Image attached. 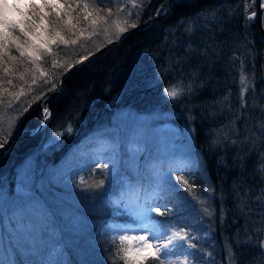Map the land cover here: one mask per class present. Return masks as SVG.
<instances>
[{"label":"trees","instance_id":"16d2710c","mask_svg":"<svg viewBox=\"0 0 264 264\" xmlns=\"http://www.w3.org/2000/svg\"><path fill=\"white\" fill-rule=\"evenodd\" d=\"M142 1L137 11L123 18L125 25L119 35L110 39L151 17L149 23L129 31L125 38L111 42L95 55H88L63 76L61 85L60 75L70 65L110 40L91 42L101 33L102 22L115 12L118 14L119 6L101 4L99 0H61L66 6L79 5L72 14L75 28L61 31L69 43L51 45L52 53L42 55L35 65L25 56L23 64L5 65L10 73L0 67V120L23 104L4 147L8 141L17 140L0 152V186L16 180L20 163L30 155L36 165L33 175L39 179L72 145L80 146L83 139L99 133L100 123H112L118 107L138 111L171 109L179 122L188 119L193 125L194 146L204 158L213 195L224 200L216 207L225 206L226 219L222 223L218 220L215 230L219 234L226 232L238 264H264V253L254 250L263 238L252 230L264 221V36L258 17L246 13L247 0H171L168 11L153 18L161 5L166 7L167 0ZM84 4L88 5L86 9ZM89 12L92 16L84 20ZM93 19L96 24L91 23ZM12 50L19 57V52ZM242 74L247 77L244 83ZM9 79L12 85L7 83ZM170 86L178 95L183 93L179 100L166 95L165 89ZM14 94H19V100ZM245 102L246 107H242ZM40 120L43 126L36 130ZM112 149L118 151L115 164L105 167L103 175L95 171L86 181H106L103 189L86 194L88 202L83 211L91 216L93 228L74 244L64 246L65 264H125L129 242L121 240V236L111 237L104 225L100 230L104 221L121 217L117 212L121 205L116 203V187L124 183L119 176L130 172L125 167V152L116 144ZM143 152L146 155L148 150ZM178 162L160 164L169 165L172 170H188ZM129 181L140 183L147 203L150 195L152 201H161L162 214L152 213L156 221L180 230L174 212L163 207L166 203L169 209L181 203L184 207L185 200H174L180 191L157 185L143 174L131 175ZM257 196L259 200H254ZM249 208L252 211L245 215ZM187 219L191 217L185 216L181 223L194 224ZM237 245L248 246L249 251ZM240 259L245 263H240ZM15 264L37 261L17 259Z\"/></svg>","mask_w":264,"mask_h":264},{"label":"rangeland","instance_id":"374dc122","mask_svg":"<svg viewBox=\"0 0 264 264\" xmlns=\"http://www.w3.org/2000/svg\"><path fill=\"white\" fill-rule=\"evenodd\" d=\"M248 1L250 0H247V7ZM252 1L254 2V0ZM113 3L121 10L118 14L115 12L114 15H110L106 21L102 22L101 33L95 35L91 40L94 44L118 36L121 28L125 25L123 18L129 16L131 12L137 11L143 1L117 0ZM166 7L168 11V6L166 5ZM253 13L259 21L256 10L248 15L251 16ZM261 16L264 26L263 10ZM13 35L19 36L21 41L26 39L18 30L13 32ZM72 36L76 37L75 34ZM99 37L102 39L98 40ZM49 46L51 47V45ZM11 54L13 55V50H11ZM174 89L173 86H170L168 91H175ZM21 106L15 108L11 113H7L0 120V142L5 143L10 136L9 134L21 115L18 111ZM112 119V123L103 121L100 125L97 124L99 125L98 130H101L99 133H94L83 139L80 146L72 145L62 158H59L55 164L53 163L48 172L40 174L39 179L33 175L36 165L34 156L30 155L20 163V168L16 172V180L11 185L0 186V264H15L17 259H22L26 263H29V260H36L37 264H65L64 246L74 244L93 228V222L89 220L92 219L91 216L83 210L88 202L86 194L100 188L101 181L98 178L92 182L86 181L95 171L98 172V165L100 170H103L105 165L115 164L118 159V151L112 149L114 144L125 152L127 160L125 167L130 172L119 176V179L124 183L116 187L118 194L116 203L121 205L117 212L121 217L104 221L102 226H99L100 230L108 226L107 234L111 237H129L130 239L127 240L130 245L129 250L134 246H139V241L132 240V237L150 235L151 233L124 232L121 231L123 228L150 227L157 235L168 230L169 227L173 228L170 229L171 232L179 231V229L156 221L152 213L149 215L153 219L145 224L133 223L132 209L148 204L158 203L160 205L161 201H152L153 197L150 196L148 197L149 203H147L142 197L140 183L129 181L131 175L143 174L154 180L157 185L169 187L165 181L167 174L172 169H169V165L160 163L169 160L179 161V165L188 167V170L183 174L175 171L172 174L188 180L189 185L194 182L195 188L184 185L193 200L188 199L182 192L178 196H174V200L178 198L179 202L180 199L186 201L185 216L191 217L192 221L187 220L193 222V225L198 229L192 235L198 237V248L204 255L198 254L194 257L181 254L191 250L179 249L174 259L169 257L166 263L238 264L239 261H235L236 251L226 240L228 237L226 232L221 229L222 232L219 234L215 230L217 221L222 223L226 219L224 213L227 212V209L224 205L216 207L217 203L224 200H218L213 195L212 179L207 173L200 149L198 150L194 146L193 131H189L194 129L190 121L183 119L182 122H179L178 117L171 109L154 108L149 111H138L129 107H118L117 111L113 113ZM135 146L141 150L134 148ZM147 150L148 152L144 155L143 151ZM221 156L224 160V156ZM194 201H197L198 204ZM46 208H49V211ZM87 212L89 213V210ZM118 219L123 221L121 223L126 227L112 223ZM118 230H120L119 233ZM252 230L256 232L255 234L259 232L264 239V221L263 223L258 222L256 226L252 227ZM160 243L163 244L164 240H161ZM238 247L244 251L249 249L244 245ZM254 250L264 253L259 247ZM250 251L253 250L250 249ZM207 254H211V258H208ZM240 263L245 262L240 259Z\"/></svg>","mask_w":264,"mask_h":264},{"label":"snow or ice","instance_id":"6c2138e0","mask_svg":"<svg viewBox=\"0 0 264 264\" xmlns=\"http://www.w3.org/2000/svg\"><path fill=\"white\" fill-rule=\"evenodd\" d=\"M101 4L113 3L117 0H99ZM88 5L84 4L83 8H87ZM79 8V5L74 8L73 3H62L61 0H0V67H3L4 73H10L9 67L5 66L10 62H17L23 64V57L27 56L30 58L32 64H37L41 60L42 55L51 54L52 48L49 45H66L69 41L65 40L61 35L62 30L71 31L75 28L73 24V12ZM110 11V9H109ZM166 11V7L161 5L160 8L156 10V15L161 12ZM255 15V13H253ZM92 13L89 12L83 17L87 20ZM79 22V19L77 20ZM96 20L91 21L92 24H96ZM51 25V28H49ZM136 25H133L135 27ZM19 31L26 39L21 41L19 36H14L13 32ZM83 35V33H81ZM71 43L75 44V41ZM15 48L19 52V57L12 55L11 50ZM243 67V65H242ZM38 70V66H37ZM254 75V73H253ZM23 79V77H21ZM246 75H241V83L246 81ZM9 85H12V80H7ZM36 81L33 80V84ZM7 92V89H4ZM191 92V89L187 90ZM165 93L168 97L179 100L183 93L178 95L176 91H168L165 89ZM16 99L19 100V94H14ZM242 107H246L245 104ZM46 115L47 110H45ZM70 130V129H69ZM190 132L194 129H190ZM255 143V142H254ZM4 147V143L0 142V148ZM264 157V153H261ZM104 167H108L105 165ZM99 174L103 175V171L100 170L99 165L97 166ZM173 171L184 172L187 169L177 168L171 170L167 174V179L165 183L169 185L171 189L178 190L185 194V196L193 200V197L184 187V185H189L188 180H184L179 176L172 174ZM195 188V183L193 182L189 185ZM106 187V181L100 182V188ZM239 196V193H237ZM254 200H259V196L254 197ZM197 203V201H194ZM247 203V201H245ZM161 205L148 204L142 207H136L131 210V215L134 217L132 219L133 223L145 224L147 221L153 219L150 213H161ZM166 211L174 212L176 216L177 224L180 226V230L176 232H171V230H165L160 235L155 234V232L150 227H139V228H123L121 231L124 232H141V233H151L150 235H140L138 237H132V240H138L139 246H134L132 249L128 250L125 254L124 261L125 264H149V262H156V264H165V261L169 257H174L177 255L179 249L191 250L186 253V255L197 256L204 255L200 253L198 248V237L192 235L193 232H197L198 229L195 225H190L186 223H181L185 219V209L183 203L179 205H174L173 209H169L167 204L163 205ZM243 212V208H241ZM252 211L249 208V214ZM203 218V217H202ZM171 233V234H170ZM121 240L130 239L127 236H121ZM164 240L161 244L160 241ZM155 241V243H153ZM247 243V241H245ZM257 247L261 251H264V239H260ZM208 258H211V254H207Z\"/></svg>","mask_w":264,"mask_h":264},{"label":"water","instance_id":"95a60500","mask_svg":"<svg viewBox=\"0 0 264 264\" xmlns=\"http://www.w3.org/2000/svg\"><path fill=\"white\" fill-rule=\"evenodd\" d=\"M170 1L171 0H167L166 1V5L168 6V4H170ZM257 11V15L259 16V27H260V29H261V33L263 34V36H264V26L262 25V10H264V0H254V2L252 1V0H250L249 2H248V7H247V9L245 10L246 11V13H252L253 11ZM166 12H167V7H166ZM164 13V12H163ZM153 17H155V16H153ZM151 18V17H150ZM150 18L149 19H146V20H141L140 21V23L139 24H137L135 27H129V29L128 30H126L125 32H123V33H121V35L118 37V38H115V39H111V40H109V42H107L105 45H103V46H100L97 50H95L94 52H92V53H88L87 55H84V56H82V58L80 57L79 58V60H78V62H76L75 64H73L72 66L70 65L69 67H68V70L65 72V73H63L62 75H60V83H59V85H61V83L63 82V76L66 74V73H68V71H70V70H72V69H74V67H76L78 64H79V62L80 61H82V60H84V59H86V58H88V55H94V54H96L100 49H105V47H107V46H109V44L112 42H118L120 39H123L126 35H128L129 34V31H133V30H136V29H138L142 24L144 25V24H147V23H149V20H150ZM262 58H263V63H262V69H263V79H264V52L262 53ZM43 125V122L40 120V123H39V127L40 126H42ZM39 127H37V129L36 130H38V128ZM16 140L17 139H14V140H10L9 142H8V144L1 150L0 149V152L2 153L3 151H5V150H7L13 143H15L16 142Z\"/></svg>","mask_w":264,"mask_h":264},{"label":"bare ground","instance_id":"6f19581e","mask_svg":"<svg viewBox=\"0 0 264 264\" xmlns=\"http://www.w3.org/2000/svg\"><path fill=\"white\" fill-rule=\"evenodd\" d=\"M248 2H249V1H248ZM154 16L156 17V14H155ZM152 17H153V16H152ZM153 18H154V17H153ZM141 26H142V25H141ZM128 29H129V28H128ZM128 29H127V30H128ZM100 50H101V49H100ZM262 62H263V61H262ZM261 68H262V67H261ZM262 76H263V74H262ZM38 127H39V126H38ZM39 128H40V127H39ZM39 128H38V129H39ZM12 147H13V146H12ZM150 196H151V195H150ZM166 197H167V195H166ZM148 199H149V198H148ZM165 199H166V198H165ZM173 203H174V202H173ZM166 204H167V203H166ZM172 206H173V205H172ZM171 208L173 209V207H171ZM112 217H113V216H112ZM217 224H218V223H217ZM169 229H173V228H170V227H169L168 230H169ZM177 257H178V256H177ZM173 259H174V257H173ZM173 259H172V260H173ZM173 261H174V260H173ZM178 261H179V260H178Z\"/></svg>","mask_w":264,"mask_h":264}]
</instances>
